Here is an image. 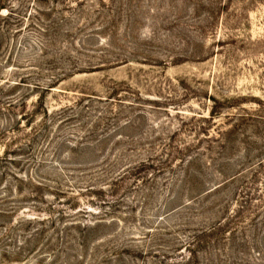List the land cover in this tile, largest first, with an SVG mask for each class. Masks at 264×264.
<instances>
[{"label":"rangeland","instance_id":"374dc122","mask_svg":"<svg viewBox=\"0 0 264 264\" xmlns=\"http://www.w3.org/2000/svg\"><path fill=\"white\" fill-rule=\"evenodd\" d=\"M0 264H264V0H0Z\"/></svg>","mask_w":264,"mask_h":264}]
</instances>
